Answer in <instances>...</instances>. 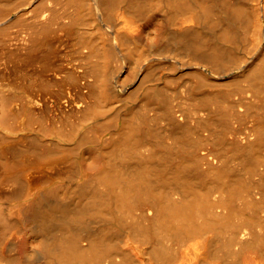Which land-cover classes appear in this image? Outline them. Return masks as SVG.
Masks as SVG:
<instances>
[{
  "label": "bare ground",
  "instance_id": "6f19581e",
  "mask_svg": "<svg viewBox=\"0 0 264 264\" xmlns=\"http://www.w3.org/2000/svg\"><path fill=\"white\" fill-rule=\"evenodd\" d=\"M0 264H264V0H0Z\"/></svg>",
  "mask_w": 264,
  "mask_h": 264
}]
</instances>
